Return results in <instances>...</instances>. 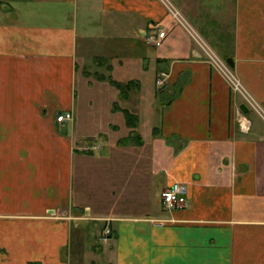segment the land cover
I'll return each mask as SVG.
<instances>
[{
  "label": "crops",
  "instance_id": "crops-1",
  "mask_svg": "<svg viewBox=\"0 0 264 264\" xmlns=\"http://www.w3.org/2000/svg\"><path fill=\"white\" fill-rule=\"evenodd\" d=\"M169 1L264 106V0ZM159 69L169 76L154 108ZM93 84L111 115L131 113L128 136L150 138V170L116 169L115 193L138 203L178 181L188 195L184 208L110 216L108 243L103 220L80 216L108 213L74 191L76 161L94 155L80 144L88 126L76 131L80 85ZM241 103L161 0H0V264H264V118L249 110L240 131Z\"/></svg>",
  "mask_w": 264,
  "mask_h": 264
},
{
  "label": "rangeland",
  "instance_id": "rangeland-1",
  "mask_svg": "<svg viewBox=\"0 0 264 264\" xmlns=\"http://www.w3.org/2000/svg\"><path fill=\"white\" fill-rule=\"evenodd\" d=\"M184 22L185 24H187L188 29L193 33L191 34L190 32V34L194 37L195 41L197 42L196 36L198 35V33L194 32L193 28L190 27V25L186 20ZM198 36L200 37V35ZM205 54H206V59L211 63V66L216 70V68L210 61L209 56L207 55L206 52ZM217 57L223 60V58L219 56ZM90 68L92 73H94V71L96 72L99 71L97 67L93 64L90 65ZM159 72L160 73L164 72V81L161 86H156L155 79ZM168 76L169 74L167 72V69H159V71L155 73L154 84H155L156 93L154 94L155 95V100L153 103L154 108H157L159 101L158 100L156 101V98L160 97L162 92L159 89L157 90V88L164 87L168 83ZM91 78L94 79L93 76H91ZM158 92H160V94ZM231 92L233 91L231 90ZM78 93H79V102L77 104V107L79 113H78V121H76L77 123L76 131H78L77 133L82 132L88 126V129L86 131H88V133L94 132L95 134H93L90 137L91 134H88L86 132V134L83 135L87 137H84L83 139L80 140L82 149L84 151H87L88 152L87 154H94V155L86 156L85 160L79 159L76 161L77 164L75 170L76 178L74 181V185H75L74 191L75 194L79 196V200H81L82 202L85 200L91 201L92 209L95 212L100 211V213L102 214L108 213L109 217H100L94 215L93 211L90 213L89 207L86 208L87 210H89L88 213L84 214L85 207L87 206H84L81 209L80 216L86 218V220H94V221L103 220L104 224L102 223L103 226L100 228L101 229L100 235H103V232H105V227L110 226L112 228L110 216H115L116 214H119V212H127V210L128 212L130 211L136 212L133 211L134 210L133 208L135 207L136 209L138 208L139 210L140 208L139 206L141 205L149 208V210L150 209L160 210L161 207L164 208V205L158 195L161 189L157 191L158 192L157 196L154 194L155 191L154 192L151 191L147 193L143 192L142 195L139 194L138 192L137 194L142 197L138 199V203L136 201V198H134L133 196L126 195L125 197H123L122 194H118V192L115 193V189L117 188L115 186L116 185L118 186V184L116 177H113L112 174L115 173L114 171H116V169L119 170L117 171L118 173L122 172L123 174L127 172L126 170H128L130 167L140 169L143 172L145 170L146 171L150 170V160H149L150 153L148 150V148L150 147L149 146L150 138L148 137L150 136H147L148 138L147 142L145 141L144 143L143 141L141 144H139L136 136H134L133 134L128 136V133L132 129L133 125L129 124L128 122L126 124L124 120V116L121 114L120 111L115 112L112 115L110 114V112L108 111V107L106 105V101L108 100L107 93L103 88H101V85L93 84V85H89L88 88L87 87L82 88V85H80ZM126 108H131L133 111H135L134 110L135 107L132 105H128V107ZM128 119L130 120L131 117ZM144 121L145 118L142 119L143 123ZM143 128H146V124H144ZM98 131L101 135L103 134V137L98 136L97 134ZM135 131L137 130L135 129ZM142 134L145 133L142 132ZM126 136H128L129 138L128 137L125 138ZM138 139L140 141L139 136ZM119 142L126 145L123 146L122 150H119L120 146H116L117 144H120ZM101 146L102 148H100ZM108 147L110 148L112 154L107 153V150H105V148ZM101 150L102 153L100 152ZM120 165H122L123 171H121ZM80 166L81 168H79ZM153 167L155 170L154 173H156V175H154V182L156 185H159L161 184L159 182H163V177H161V174H159V172L156 171L158 169L155 160ZM78 172H81V175ZM103 174H105L104 177ZM114 176L118 177L120 175H114ZM145 176L148 175L145 174ZM151 178H153V176ZM118 183H119V188H122L123 182L119 179ZM160 221L161 219H159L157 222L159 223ZM110 239L111 238H109L107 241H104L103 243H108ZM100 242L102 243L101 240Z\"/></svg>",
  "mask_w": 264,
  "mask_h": 264
},
{
  "label": "built area",
  "instance_id": "built-area-1",
  "mask_svg": "<svg viewBox=\"0 0 264 264\" xmlns=\"http://www.w3.org/2000/svg\"><path fill=\"white\" fill-rule=\"evenodd\" d=\"M166 7L168 13L175 18L179 23H181L189 32H191L181 13L176 9V7L169 0H161ZM161 28L159 25L152 27L144 36L147 44L151 46H159L161 43L160 33ZM191 34H193L191 32ZM197 42L202 46L204 51L209 56L210 61L216 68V70L223 76V78L228 82L232 91L241 95L243 101L248 106L250 110H253L261 117L264 118V106L259 103L251 94L247 91L244 85L241 83L239 77L233 71V69L227 64L225 60L219 59L214 53L209 51L197 38ZM164 81V72L158 74L155 83L157 86H161ZM72 114L69 111L60 112L56 115V121L59 123H64L72 119ZM236 123L238 128L242 132H247L250 129L251 122L250 119L239 109L235 113ZM164 208L167 210H172L175 208H184L188 204L187 187L184 183L173 182L158 193ZM111 236V227H105V232H103L102 240L107 241Z\"/></svg>",
  "mask_w": 264,
  "mask_h": 264
},
{
  "label": "water",
  "instance_id": "water-1",
  "mask_svg": "<svg viewBox=\"0 0 264 264\" xmlns=\"http://www.w3.org/2000/svg\"><path fill=\"white\" fill-rule=\"evenodd\" d=\"M226 61L230 64L231 67H233V59L232 58L228 57V58H226ZM240 108L242 109L243 112H245V113L248 112L247 107L243 103L240 104Z\"/></svg>",
  "mask_w": 264,
  "mask_h": 264
},
{
  "label": "trees",
  "instance_id": "trees-1",
  "mask_svg": "<svg viewBox=\"0 0 264 264\" xmlns=\"http://www.w3.org/2000/svg\"><path fill=\"white\" fill-rule=\"evenodd\" d=\"M123 113L127 117V122L130 123L131 119L129 120L128 118L132 117L131 113L129 111H127L126 109H123ZM85 152H87V151H85ZM33 264H36V263H33Z\"/></svg>",
  "mask_w": 264,
  "mask_h": 264
}]
</instances>
